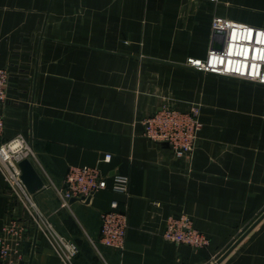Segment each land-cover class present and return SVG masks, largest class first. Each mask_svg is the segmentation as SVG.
Here are the masks:
<instances>
[{"label":"crops","instance_id":"obj_1","mask_svg":"<svg viewBox=\"0 0 264 264\" xmlns=\"http://www.w3.org/2000/svg\"><path fill=\"white\" fill-rule=\"evenodd\" d=\"M212 15L264 28V0H0L2 136L28 138L36 204L75 243L71 264H264V85L184 64L216 42ZM162 102L199 105L188 159L142 134L141 119ZM69 164H96L107 186L61 205L55 186ZM112 173L128 176L126 193L109 188ZM112 198L126 217L120 249L98 239ZM12 210L0 173L3 259L65 264ZM178 213L207 244L162 239L165 217Z\"/></svg>","mask_w":264,"mask_h":264},{"label":"built area","instance_id":"obj_2","mask_svg":"<svg viewBox=\"0 0 264 264\" xmlns=\"http://www.w3.org/2000/svg\"><path fill=\"white\" fill-rule=\"evenodd\" d=\"M211 37L214 41L202 58L188 56L184 64L197 71L214 75L237 77L264 85V28L246 23L234 22L229 18L212 15L209 21ZM8 70L0 65V102L6 98ZM142 134L149 140L166 144L174 156L188 159L201 127L198 103H190L179 108L160 103L157 108L141 119ZM3 120L0 115V173L6 183L8 198L13 210L25 212L20 227L28 220L35 229L46 236L55 252L65 264L77 247L73 241L58 233L39 210L33 192L25 187L20 178L18 161L34 159L33 150L26 136L20 132L3 137ZM109 152H104L99 160L108 161ZM106 174L96 164H69L60 185L55 186L60 204L66 205L70 198L84 199L98 189L107 186ZM128 176L123 173L110 175L109 188L127 192ZM15 207V208H14ZM126 217L118 201H109V208L99 212V241L120 249L124 241ZM12 231V227H11ZM164 240L187 244L199 248L208 243L207 235L194 227L184 213L168 214L161 232ZM7 252L4 239L0 237V264H9L3 257Z\"/></svg>","mask_w":264,"mask_h":264},{"label":"water","instance_id":"obj_3","mask_svg":"<svg viewBox=\"0 0 264 264\" xmlns=\"http://www.w3.org/2000/svg\"><path fill=\"white\" fill-rule=\"evenodd\" d=\"M18 166L20 169V178L22 182L24 183L25 187L28 191L33 192L39 187L42 186V181L38 177L37 173L35 172L34 168L32 167L31 163L26 159L22 158L18 161ZM72 199V198H70ZM264 214V211L257 217L256 220H258L262 215ZM252 225H249L245 231H243L238 238L216 259L215 263L218 262L225 254L226 252L235 244V242L251 227ZM28 246V241L25 240L23 242V248L26 250Z\"/></svg>","mask_w":264,"mask_h":264}]
</instances>
